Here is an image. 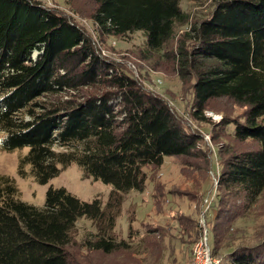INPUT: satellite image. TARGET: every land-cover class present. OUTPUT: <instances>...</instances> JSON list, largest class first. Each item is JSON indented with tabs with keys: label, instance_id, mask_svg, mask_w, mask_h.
Returning a JSON list of instances; mask_svg holds the SVG:
<instances>
[{
	"label": "trees",
	"instance_id": "1",
	"mask_svg": "<svg viewBox=\"0 0 264 264\" xmlns=\"http://www.w3.org/2000/svg\"><path fill=\"white\" fill-rule=\"evenodd\" d=\"M75 1L66 0L92 22L104 45L140 32L142 59L165 50L163 58L192 85L194 122L213 123L207 113L217 100L246 109L242 118L223 117L216 125L233 126L236 142L217 146L221 170L211 252L219 260L214 264H264V228L247 240L248 230L236 227L264 199V0H211L210 14L190 23L174 47L177 27L191 19L181 0H88L89 15ZM184 114L127 64L103 56L73 16L44 0H0L1 148L26 149L19 174L40 184L78 164L85 177L113 186L105 205L50 187L45 206L37 207L20 198L14 178L0 174V264H83L69 252L83 218L97 229L84 240L88 250L127 251L117 222L124 195L146 190L147 168H161L168 157H204L215 170L203 136ZM170 195L181 197L164 194Z\"/></svg>",
	"mask_w": 264,
	"mask_h": 264
},
{
	"label": "rangeland",
	"instance_id": "2",
	"mask_svg": "<svg viewBox=\"0 0 264 264\" xmlns=\"http://www.w3.org/2000/svg\"><path fill=\"white\" fill-rule=\"evenodd\" d=\"M44 2L73 16L93 35L103 56L114 59L117 63L127 64L137 77H141L149 90L166 98L170 106L178 112L185 113L189 124L203 136L202 148L208 151V155H213L215 166V170H212L204 157H168L161 168H147L149 180L146 190L142 193L132 191L124 195V204L117 222V238L121 240L122 237H127L130 248L111 255L88 250L84 246V240L89 233L97 229L92 221L83 218L79 220L73 233L69 250L71 258L83 264H192V249L201 238V233L208 231L210 247L213 244L209 225L215 220V206L219 200L218 173L221 170L220 161L216 158L217 150L225 142H236L232 137L233 126L222 130L216 128V125L223 117L242 118L246 109L229 100H217L212 102L211 110L207 113L213 123L208 125L194 122L189 117L192 85L183 83L172 62L163 58L165 50L155 53L149 61L142 59L140 53L145 48V36L140 32L124 38H109L104 45L97 37L92 22L76 15L66 0ZM74 5L85 15H89L92 9V3L88 0H77ZM181 7L191 19L187 25L177 27L171 47L177 45L178 39L189 29L190 23L210 14L212 1L181 0ZM141 74H144V77ZM213 134L217 136L215 141L212 139ZM2 137L3 133L0 132V139ZM236 147L246 149L250 144H236ZM26 152V149L3 150L0 145V174L16 180L20 198L24 202L44 207L50 187H64L83 201L91 202L99 198L104 205L108 202L113 186L85 177L78 164L63 169L46 184H40L31 175L22 177L19 174V161ZM27 170L29 172L30 168L27 167ZM168 190L179 193L181 197L170 195L167 199L164 194ZM194 224L198 225L197 228ZM236 227L248 230L247 238L243 236L247 240L254 237V229L264 228V199L251 211V215L240 220ZM196 230L200 232L199 239ZM214 259L219 261L218 258Z\"/></svg>",
	"mask_w": 264,
	"mask_h": 264
},
{
	"label": "built area",
	"instance_id": "3",
	"mask_svg": "<svg viewBox=\"0 0 264 264\" xmlns=\"http://www.w3.org/2000/svg\"><path fill=\"white\" fill-rule=\"evenodd\" d=\"M192 256V264H214L217 262L212 256L208 231L201 233V238L193 246Z\"/></svg>",
	"mask_w": 264,
	"mask_h": 264
}]
</instances>
